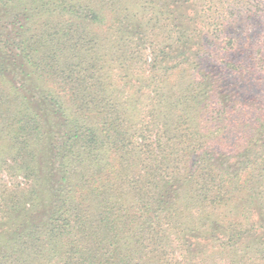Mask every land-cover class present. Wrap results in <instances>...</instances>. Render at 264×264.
I'll return each instance as SVG.
<instances>
[{
  "label": "trees",
  "instance_id": "obj_1",
  "mask_svg": "<svg viewBox=\"0 0 264 264\" xmlns=\"http://www.w3.org/2000/svg\"><path fill=\"white\" fill-rule=\"evenodd\" d=\"M0 264H264V0H0Z\"/></svg>",
  "mask_w": 264,
  "mask_h": 264
}]
</instances>
